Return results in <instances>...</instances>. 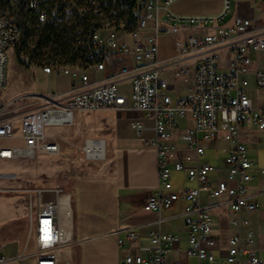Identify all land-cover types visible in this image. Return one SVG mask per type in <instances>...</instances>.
I'll use <instances>...</instances> for the list:
<instances>
[{"label": "built area", "instance_id": "obj_1", "mask_svg": "<svg viewBox=\"0 0 264 264\" xmlns=\"http://www.w3.org/2000/svg\"><path fill=\"white\" fill-rule=\"evenodd\" d=\"M4 1L0 0V93L8 85L10 49L25 65L70 81L66 89L25 90L0 100V175L2 162L60 154L67 139L49 129L74 125L79 113L142 112L153 125L136 119L131 126L136 136L156 148L159 169V185L144 209L160 213L182 203L188 228L186 254L198 258L199 264L217 263L218 253L224 254L227 264H264L252 221L260 209L250 193L256 160L242 140V131L249 126L264 133V105L256 104L248 92L252 71L255 87L264 90V23L258 24L255 14L230 22L235 0H222L216 14L177 13L173 5L179 0ZM36 24L61 27L70 54L60 48L56 55L48 53L56 48L52 43L40 62L19 55L26 32ZM166 35L177 39L175 58H160V39ZM255 53L262 56L253 59ZM173 76L192 80L186 95L172 91ZM149 131L153 135L145 136ZM220 139L229 144L222 162L226 173L215 180L216 168L201 157ZM88 140L93 141V152L104 139ZM257 171L264 180V168ZM174 172H185L196 186L176 189ZM9 190L28 197V244L34 242L35 249L5 255L0 231V264H59L58 250L72 239L71 229L65 228L73 225L71 195L49 185ZM204 192L209 198L226 199L204 204ZM67 196L71 212L64 207ZM218 206L231 209L237 228L225 249L214 236L212 211ZM138 238L128 230L119 245ZM150 240L152 254L130 251L120 264H181L166 255L179 242L178 234L154 230Z\"/></svg>", "mask_w": 264, "mask_h": 264}, {"label": "crops", "instance_id": "obj_2", "mask_svg": "<svg viewBox=\"0 0 264 264\" xmlns=\"http://www.w3.org/2000/svg\"><path fill=\"white\" fill-rule=\"evenodd\" d=\"M211 1L214 4L207 5L205 10L208 13L204 14H216L221 11L222 0H208L207 3L210 4ZM173 9L177 13H183L179 6L174 7L173 5ZM253 14L256 15V8L252 6V0H246L242 6L237 4L236 14L229 21L232 22L233 19L238 17H247ZM164 37L168 39L161 41ZM164 37L160 39V58H175L178 54L176 37ZM172 43L173 46L167 49L166 46ZM252 55L255 58H260L262 53ZM223 60L227 61L228 56L225 55ZM250 75L254 77L253 71ZM170 83L173 92L186 95L190 90L192 80H186L181 76H173ZM259 91L264 93V90ZM248 92L251 95L250 86ZM16 94L18 93L13 94V96ZM253 99L256 104L264 105V101L258 102L254 97ZM113 115L115 118L113 129L116 135L110 143L106 141L105 146V151L112 159V172L101 178L82 180L78 184L73 203L72 239L58 250L59 264H120L125 253L130 251L148 257L152 254L150 233L154 230L172 232L180 236L179 242L167 251L166 255L170 260L179 261L181 264H199L198 258L189 257L186 254L188 228L182 216V203L160 213L144 209L149 194L159 185L157 150L154 146L147 145L141 137H132L126 133L133 130L132 121L136 119L143 121L145 114L135 110H121L114 111ZM258 133L264 137V133L253 126L246 127L242 131V140L246 143L249 155L252 158H254L253 149L249 145L255 142ZM152 135L153 133L148 137ZM221 140L224 139L213 143L207 150L217 149L219 154V142ZM228 146L227 142L224 148L225 154ZM254 159L256 160L255 179L250 184V193L259 202L260 209L252 215V221L253 228L257 232L260 253H264V180L257 171L260 169L258 159ZM203 161L210 162L209 160ZM218 161V166H215L217 163L214 165L210 162L216 168L212 173V178L215 180L224 177L226 173L222 161ZM185 180H187L186 173ZM194 186H196V183L191 181V185L188 187ZM63 199L66 200V198ZM224 199L226 197L222 199L209 198L205 192L202 195L204 204H217ZM63 202L64 205L66 204L64 207L67 208L68 202ZM212 212L214 216V236L221 248L225 249L228 238L237 230L231 222L233 212L228 206L215 207ZM128 230H134L139 234V238L127 245L120 246L119 238L124 237ZM223 255V253H218L219 260L215 264H227Z\"/></svg>", "mask_w": 264, "mask_h": 264}, {"label": "rangeland", "instance_id": "obj_3", "mask_svg": "<svg viewBox=\"0 0 264 264\" xmlns=\"http://www.w3.org/2000/svg\"><path fill=\"white\" fill-rule=\"evenodd\" d=\"M208 0H179L174 4L179 6L183 13H208L205 10L210 4ZM246 0H235L232 12L228 19L236 14L237 4L242 6ZM252 6L256 8V22L264 23V0H252ZM172 36V35H166ZM164 37V36H163ZM168 39L167 37L162 38ZM169 45V44H168ZM173 46V43L166 46L167 49ZM255 59V56L252 55ZM225 61V60H224ZM224 70V69H223ZM251 79V95L258 100L264 101V93L255 88L253 75ZM69 77L50 76L42 72L38 67L27 66L23 63L13 49L9 51L8 62V85L0 93V100H6L25 90L34 91H54L66 89L69 85ZM114 111H92L79 113L74 125L68 127H51L49 130L62 134L67 141L63 145L60 154L49 155L41 154L36 159H18L5 161L1 163L0 187V231L2 242L4 244V254L7 256H16L20 253H30L34 251L35 244H28V197L25 192L10 191L12 188H24L27 186H53L62 189L65 193L71 195V207L73 210L74 194L78 184L85 179L101 178L112 172V159L105 151L103 157H90L84 150L88 139L100 138L110 143L116 133H114L113 123L115 121ZM143 122L151 126L153 121L145 116ZM190 123V121H188ZM131 133V134H130ZM129 136L137 137L132 132L126 133ZM152 132H146L145 136H150ZM254 143L249 146L253 149L254 158L258 159L260 168H264V137L257 134ZM19 144V141H13ZM219 145V154L217 149L206 150L202 160H209L214 165L218 160L223 162L226 154L224 151L227 142L221 140ZM13 144V143H6ZM219 162V161H218ZM218 166V163L215 165ZM173 184L176 189H182L191 185V181L185 180V172L173 173ZM22 250V251H20ZM29 263L33 262L28 257Z\"/></svg>", "mask_w": 264, "mask_h": 264}, {"label": "trees", "instance_id": "obj_4", "mask_svg": "<svg viewBox=\"0 0 264 264\" xmlns=\"http://www.w3.org/2000/svg\"><path fill=\"white\" fill-rule=\"evenodd\" d=\"M3 2H6L3 0ZM33 31H27L26 37L21 47L18 48V54L25 53L30 56L34 62H40L43 59L45 51L52 43L56 45L55 49L48 51L53 55L59 52L70 54L69 41L63 34V29L54 24L39 26L36 24Z\"/></svg>", "mask_w": 264, "mask_h": 264}, {"label": "bare ground", "instance_id": "obj_5", "mask_svg": "<svg viewBox=\"0 0 264 264\" xmlns=\"http://www.w3.org/2000/svg\"><path fill=\"white\" fill-rule=\"evenodd\" d=\"M92 143H93V141L87 140V142H86L87 145L84 148V150L87 152L88 156H90V157H103L104 154H105V143H104V140L102 141V144L101 145H99L98 147H96L95 151L90 152L91 151V145H92ZM65 198H66V200L64 199L63 201L68 202V196L65 197ZM67 204H68L67 209L69 210V212H71V209L69 207V202ZM64 206H66V204ZM69 218H70V222H71L72 221V218L71 217H69ZM65 225H66V223H65ZM65 228H67V230L70 231L71 226L70 225H67V226H65Z\"/></svg>", "mask_w": 264, "mask_h": 264}]
</instances>
